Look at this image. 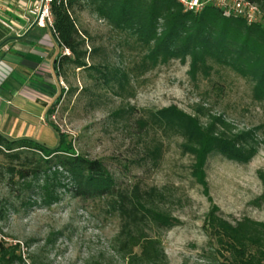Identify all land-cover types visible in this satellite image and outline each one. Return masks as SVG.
Masks as SVG:
<instances>
[{"label":"rangeland","instance_id":"1","mask_svg":"<svg viewBox=\"0 0 264 264\" xmlns=\"http://www.w3.org/2000/svg\"><path fill=\"white\" fill-rule=\"evenodd\" d=\"M78 26L88 35L86 63L101 73L65 67V78L56 76L61 101L47 125L67 135L80 155L103 161L117 180H140L178 198L180 205L173 210L177 225L161 238L168 263L207 264L210 246L203 223L213 207L229 222H264V212L251 205L261 194L257 172L264 171V100L254 98L249 78L210 60L195 73L189 59L148 66L150 47L113 30L89 10L78 16ZM51 45L59 55L53 40ZM171 107L201 124L221 116L238 131L254 132L260 143L257 155L241 165L212 154L197 174L195 157L181 149V134L142 128ZM53 134L55 139L44 144L50 149L58 144ZM146 148L155 153L153 167ZM6 184L0 182V200H6L0 239L18 244L25 264H124L111 251L118 221L103 201L73 199L61 190V200L47 208L31 191L19 192L17 186L11 191Z\"/></svg>","mask_w":264,"mask_h":264},{"label":"trees","instance_id":"2","mask_svg":"<svg viewBox=\"0 0 264 264\" xmlns=\"http://www.w3.org/2000/svg\"><path fill=\"white\" fill-rule=\"evenodd\" d=\"M247 1L261 11L260 22L247 25L240 19L224 18L211 6L199 14L186 13L175 0H52V31L61 52L55 59L54 72L58 78H65V67L70 66L101 73L86 63L90 57L86 50L88 35L78 26V16L89 10L113 30L150 47L148 66L189 59L190 71L195 73L210 60L249 78L254 98L264 100V0ZM61 96L48 108L47 123ZM141 125L181 134V149L199 164L197 174L212 154L246 165L260 146L254 132L238 131L221 116H211L201 124L174 107ZM49 126L58 137L53 149L0 134V157L5 161L0 165V182L6 181L11 191L16 186L19 192L31 191L47 208L61 200V190L73 199L103 201L107 213L118 221V232L110 243L116 257L124 264H169L161 238L176 227L173 210L180 200L168 190L146 187L140 180H117L103 161L80 155L67 135L53 124ZM144 153L153 167L155 153L148 148ZM257 178L261 194L251 205L264 212V171H258ZM5 212L6 200H0V221ZM203 226L210 246L207 264H264V222L249 218L229 222L213 207L205 215ZM0 264H25L20 246L0 239Z\"/></svg>","mask_w":264,"mask_h":264},{"label":"crops","instance_id":"3","mask_svg":"<svg viewBox=\"0 0 264 264\" xmlns=\"http://www.w3.org/2000/svg\"><path fill=\"white\" fill-rule=\"evenodd\" d=\"M51 40L57 45L46 29L32 28L21 37L0 32V134L6 138L43 145L55 139L45 118L58 85Z\"/></svg>","mask_w":264,"mask_h":264},{"label":"built area","instance_id":"4","mask_svg":"<svg viewBox=\"0 0 264 264\" xmlns=\"http://www.w3.org/2000/svg\"><path fill=\"white\" fill-rule=\"evenodd\" d=\"M186 13L199 14L211 6L224 18L240 19L247 25L260 22L262 13L247 0H175ZM52 0H0V26L9 34L21 37L32 28L46 29L52 33ZM23 22V25L20 24ZM54 120V117L51 116Z\"/></svg>","mask_w":264,"mask_h":264}]
</instances>
